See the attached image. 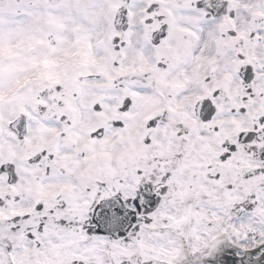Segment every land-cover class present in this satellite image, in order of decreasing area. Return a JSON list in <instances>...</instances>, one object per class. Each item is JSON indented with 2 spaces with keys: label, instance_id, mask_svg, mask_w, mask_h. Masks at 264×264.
I'll return each mask as SVG.
<instances>
[{
  "label": "snow or ice",
  "instance_id": "6c2138e0",
  "mask_svg": "<svg viewBox=\"0 0 264 264\" xmlns=\"http://www.w3.org/2000/svg\"><path fill=\"white\" fill-rule=\"evenodd\" d=\"M0 264H264V0H0Z\"/></svg>",
  "mask_w": 264,
  "mask_h": 264
}]
</instances>
